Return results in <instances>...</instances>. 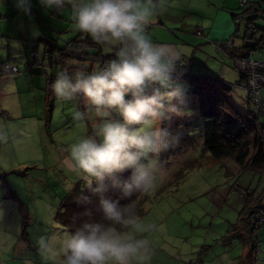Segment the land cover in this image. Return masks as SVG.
<instances>
[{
    "label": "rangeland",
    "instance_id": "1",
    "mask_svg": "<svg viewBox=\"0 0 264 264\" xmlns=\"http://www.w3.org/2000/svg\"><path fill=\"white\" fill-rule=\"evenodd\" d=\"M221 1L210 0V5L205 3V7ZM230 1L235 2L234 12L237 14L241 13L240 8L256 2L263 3L264 8L263 0H246V4L241 3L242 0ZM188 5L193 10L194 0H190ZM220 10L219 14L215 11L218 16L212 21L215 27L222 23L223 17L227 19L231 31L228 41L211 43L206 38L208 35L203 38L194 33L199 28L190 31L193 36L180 30L168 34L149 25L148 35L152 40H167L158 41V44L172 43L181 58L190 60L189 73L224 80L233 88L230 102L246 114L249 110L246 96L235 86L239 75L234 69V60L226 55L228 48H223L227 42H230L228 47L234 48L242 44L246 21L242 16L232 20L229 10ZM33 11L38 14V24L33 22L32 12L30 16L19 12L14 0H0V14L10 15L0 19V29L17 37L21 36V29L23 35L30 38L39 37L41 31L48 32L47 38L56 40L59 47L73 38L69 31L72 29L61 35L58 33L72 24L63 21L59 26L51 14L46 18L37 8ZM69 14V8L63 9L62 15L68 17ZM199 19L189 15L186 21L192 23ZM253 20H256L257 29L264 30V19ZM18 23L21 24L18 26ZM214 32L219 33L218 36L224 34L218 28ZM256 36L259 38L260 33ZM181 38L204 41V45L194 51V48L183 45ZM33 45V41L11 39L5 42L4 38H0V63L7 61L11 54L13 62L19 66L16 73L0 75V106L3 108L0 111V264H54L41 255L37 240L41 236L62 234L65 230L56 221V215L74 185L84 181L68 170L67 150L79 136L94 134L97 120L91 114L86 124L78 127L72 113L76 109L84 110L83 98L63 102L51 95L48 100L47 87L63 69L69 72L76 69L93 71L100 66L99 62L73 59L60 63L57 56L51 60L44 58L43 43L38 44V49ZM111 48L104 47L103 54H111ZM261 52L264 53V50ZM33 57L37 59L36 64L32 62ZM252 58L259 59L257 55ZM172 81L184 89L185 103L180 107L181 115H173L160 124L168 134V147L158 157L163 170L157 174L156 186L143 194L142 220L145 224L155 225V229L136 235H144L152 242L153 254L146 264H234L241 248L236 241L230 246H223L221 237L229 227L225 220H232L239 208L235 189L245 188L239 194L242 198L247 197L251 190L249 186L253 185L257 176L241 173V168L231 160L216 162L203 151L198 112L193 108L195 105L190 104L197 99L189 92L184 78ZM261 97L264 107V91ZM125 99L131 97L126 96ZM250 110L254 111V108L250 107ZM112 118L121 120L115 112ZM259 120L264 118L260 116ZM186 123H190V129H186ZM132 127L135 129L140 125ZM186 136L191 138L192 145L177 151L175 144L187 139ZM262 254L263 247L259 255Z\"/></svg>",
    "mask_w": 264,
    "mask_h": 264
},
{
    "label": "clouds",
    "instance_id": "2",
    "mask_svg": "<svg viewBox=\"0 0 264 264\" xmlns=\"http://www.w3.org/2000/svg\"><path fill=\"white\" fill-rule=\"evenodd\" d=\"M15 7L31 15V0H14ZM44 9L70 8L74 28L102 46H115L114 58L93 71H59L50 85L58 101L83 98L84 110L72 119L83 127L89 116L97 118L92 135H81L69 146L68 170L83 178L98 196L101 222L85 221L74 231L41 236V255L54 264H146L153 254L145 224L137 209L122 204L156 186L163 167L159 154L168 147V134L160 127L181 115L184 89L172 81L184 61L170 45L154 43L148 35L153 17L164 10L163 0H39ZM130 96L131 99H125ZM113 112L121 120L112 118ZM140 125L139 128L132 126ZM126 179L120 174L129 171ZM120 198L105 196L109 184ZM95 183V187L92 185ZM87 202V197L83 198ZM90 216V212H85ZM131 230V231H129Z\"/></svg>",
    "mask_w": 264,
    "mask_h": 264
},
{
    "label": "trees",
    "instance_id": "3",
    "mask_svg": "<svg viewBox=\"0 0 264 264\" xmlns=\"http://www.w3.org/2000/svg\"><path fill=\"white\" fill-rule=\"evenodd\" d=\"M264 1V0H263ZM247 1L245 0L246 4ZM241 13L233 14V20L242 16L246 21V35L242 38L243 45L238 48L228 47L226 55L234 60L235 58H247L252 52L264 50V30L257 29L253 19H264L263 3L256 2L246 8H240ZM260 33V37L256 36ZM52 42V43H51ZM44 44V58L52 59L57 56L60 63L66 60H86L100 64L115 56V47L111 46L113 52L109 55L103 54L102 46L95 43L87 34L78 33L68 42L59 47L56 40L49 38L40 40L39 44ZM232 43V41H231ZM38 44V42L36 43ZM223 45V44H222ZM264 54V53H262ZM9 63L0 64V75L9 74L4 72V66ZM190 60L182 65H178L173 73L172 80L184 78L189 86V92L197 99L194 104L197 109L201 126L202 148L214 161L231 160L239 166L244 173L256 175L258 179L264 178V107L261 93V106L250 101L246 96L248 111L242 114L229 100L232 91L224 80L204 74L189 73ZM263 73L264 70L262 69ZM18 72V69H17ZM240 79V76H239ZM50 82L47 87L48 100L53 96L50 89ZM52 95V96H51ZM48 102V101H47ZM254 108V111L250 110ZM186 129H190V123H186ZM184 141L175 144L177 151L190 147L191 138L186 136ZM130 175V170L120 174L121 179H126ZM109 184L105 196L111 199H119V189H114ZM96 185L93 183L92 187ZM254 189L249 191L248 196L243 199V205L238 213L237 221L231 225L227 233L222 237L221 242L225 246H230L232 240L240 242L244 254L237 259L238 264H256V252L259 246V232L264 220V200L258 196ZM144 193H139L131 201L120 200L122 204L131 203L142 217L144 215L143 204ZM87 197V202L83 199ZM90 212V216L84 215ZM56 221L69 231H74L85 221L101 222L102 213L98 210V196L85 186V181L77 182L73 190L67 196L60 211L56 215Z\"/></svg>",
    "mask_w": 264,
    "mask_h": 264
},
{
    "label": "crops",
    "instance_id": "4",
    "mask_svg": "<svg viewBox=\"0 0 264 264\" xmlns=\"http://www.w3.org/2000/svg\"><path fill=\"white\" fill-rule=\"evenodd\" d=\"M214 1L217 2V1H220V0H214ZM242 1H241V3H242ZM194 2H195V7L192 8L193 10H191V9H189L190 5H188V3H190V0H163L164 10H162L160 12V14L156 15L155 17H153L152 20L150 21L149 25H151L152 28H154V29H156V30H158L160 32H164V33H168V34H170L173 31H178V30H180L181 33H188V32L191 33L190 31H192V29L199 28V29L202 30V33H201V35H197V36H200V37L204 38V37H206L208 35V37H206V38H208L209 39L208 41H210L211 43H220V42L228 41V36L230 35L231 31H230V23L227 22V19L223 17L222 18V23L217 24L215 27H214V23H213L212 20L218 16L219 12L221 11L220 10L221 8L229 10V12L231 13L230 16L232 18L233 14H237L236 12H234L235 11L234 9L236 8L235 2L234 1H230V0H222L220 3H214L208 8L205 7V3L210 5V0H194ZM232 2H234V4L231 6ZM31 3H32L31 12L34 15L33 22L35 21V22H37V24L39 23L38 19H37L38 14H36L33 11L34 9L37 8L38 12L39 13L42 12V14L46 18H48V15H50V14L52 15L51 17L56 18L57 21H55V22H57L56 24H58L59 26L61 25V23L63 21H67V23L73 25V22L71 20V10H70L69 16L67 15L68 17H66V16L62 15L63 14V10H61V11H53L51 9H44L40 5L39 0H31ZM200 9L205 11V12H201ZM185 10L187 11V12H185L186 14L183 13ZM215 11H218L217 12L218 14L215 13ZM214 13L217 14V15H215ZM189 15L192 16L193 18H198L199 17L201 19H199V20H197L195 22H192V23L187 22L186 19L188 18ZM9 16L10 15L2 16L0 14V19L3 18V17L6 18V17H9ZM202 20H204V23H203ZM232 20H233V18H232ZM215 21H216V19H215ZM20 24L21 23H18V26ZM222 24H223V28H222ZM245 24L247 26V23H245ZM215 28L223 30L224 34L221 35V36H218L219 33L214 32ZM18 29H19V27H18ZM69 29H72V30H69ZM68 30L71 31V34H73V37H75L78 33H80L79 31H77L74 28V26H68L67 29H65L63 31L60 30L61 32H58V33L61 35L64 32H67ZM12 31H14V30L12 29ZM19 31L21 33V36L17 37V36L9 35L7 30L0 29V38H4L5 42H7V41H9L11 39H20L21 42L33 41V44H34L33 48L38 49V47H40V45H38L39 41L48 39L47 37L49 35L48 32L44 33V32L41 31L39 37L30 38V37H26L25 35H23L21 29H19ZM249 32L246 33V31H244L243 36L245 37L246 35L249 34ZM149 33H151V32H149ZM191 34H193V33H191ZM212 34H214V37H211ZM193 36H194V34H193ZM181 39H182L181 41H183L182 42L183 45H185V46H187V47H189L191 49L194 48V51L195 50L197 51L198 48H201V46L204 45V41L202 42V41H198L196 39L194 41L184 40L183 38H181ZM152 41L157 43L158 41H167V40H161L160 38H159V40H157L156 38H154ZM37 42H38V44H36ZM167 45L172 46L173 44L168 42ZM174 45H176V44H174ZM242 45H243V42H242L241 45H239L237 47L240 48ZM7 47L9 49V46H7ZM37 51H39V50H37ZM9 53H10V51H9ZM32 53L33 52L31 51V53H30L31 57H32ZM11 57H12V55L9 54L8 55V60L5 61V62L3 61L0 64L9 63L10 66H13V67H16V68L19 69V66L18 67L16 66L17 64L15 62H13ZM36 57H37V55H36ZM35 58L33 57V61L32 62L36 64L37 59H35ZM182 61L186 62L187 60H185L182 57ZM42 63L44 64L43 61H42ZM2 109L3 108L0 106V111H2ZM241 173H244V172H241ZM247 174H249V173H247ZM252 176L254 177L256 175H252ZM249 187H251V189H254L255 193L258 196L262 197V199L264 200V178L263 177H261L260 179H258V177H257V180H255L253 182V185H251ZM238 189H235V191H236V194H237L236 200H237L239 208H238L236 213H235V210H234L235 214L232 216V220H230V221L229 220H225L226 224H229V227L231 225H233L234 223H236L237 217H238V213L241 210L242 205H243V199L240 196L239 191H241V189H245V188L238 187ZM218 205H220V203ZM228 228H227V230H228ZM222 237H221V239H222ZM233 241H236L240 245V242L238 240L234 239V240H232V242ZM262 244H264V220H263V225L261 227V230L259 232V246H258V249H257V252H256L257 253L256 254V264H264V255L263 254L259 255V253L261 252L262 247L264 249V245L262 246ZM223 246H225V245H223ZM240 248H241V252H239L237 254L234 264H238L237 263V259L244 254V250L242 249L241 246H240Z\"/></svg>",
    "mask_w": 264,
    "mask_h": 264
},
{
    "label": "built area",
    "instance_id": "5",
    "mask_svg": "<svg viewBox=\"0 0 264 264\" xmlns=\"http://www.w3.org/2000/svg\"><path fill=\"white\" fill-rule=\"evenodd\" d=\"M243 4L245 1L242 2ZM196 35H201L202 30L196 29ZM230 42H227L223 48H228ZM253 55H257L258 60H253ZM36 57V55H34ZM4 72L16 73V67L5 65ZM234 69L240 76L238 83L235 85L238 90H241L249 100L256 104L257 108L261 106L260 92L264 89V54L256 51L252 52L247 58H235Z\"/></svg>",
    "mask_w": 264,
    "mask_h": 264
}]
</instances>
